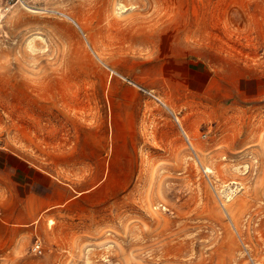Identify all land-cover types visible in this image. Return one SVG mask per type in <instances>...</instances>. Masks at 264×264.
Masks as SVG:
<instances>
[{
	"label": "rangeland",
	"instance_id": "rangeland-1",
	"mask_svg": "<svg viewBox=\"0 0 264 264\" xmlns=\"http://www.w3.org/2000/svg\"><path fill=\"white\" fill-rule=\"evenodd\" d=\"M0 264H264V0H0Z\"/></svg>",
	"mask_w": 264,
	"mask_h": 264
},
{
	"label": "crops",
	"instance_id": "crops-1",
	"mask_svg": "<svg viewBox=\"0 0 264 264\" xmlns=\"http://www.w3.org/2000/svg\"><path fill=\"white\" fill-rule=\"evenodd\" d=\"M28 171H34L33 180L30 181L32 188L28 204L33 210H38L39 215L54 212L72 202L76 197L75 187L57 180L55 172L48 169H36L30 165Z\"/></svg>",
	"mask_w": 264,
	"mask_h": 264
},
{
	"label": "built area",
	"instance_id": "built-area-1",
	"mask_svg": "<svg viewBox=\"0 0 264 264\" xmlns=\"http://www.w3.org/2000/svg\"><path fill=\"white\" fill-rule=\"evenodd\" d=\"M36 250H37V252H42V246H41V244H37L36 245Z\"/></svg>",
	"mask_w": 264,
	"mask_h": 264
},
{
	"label": "bare ground",
	"instance_id": "bare-ground-1",
	"mask_svg": "<svg viewBox=\"0 0 264 264\" xmlns=\"http://www.w3.org/2000/svg\"><path fill=\"white\" fill-rule=\"evenodd\" d=\"M54 222V221H53Z\"/></svg>",
	"mask_w": 264,
	"mask_h": 264
}]
</instances>
